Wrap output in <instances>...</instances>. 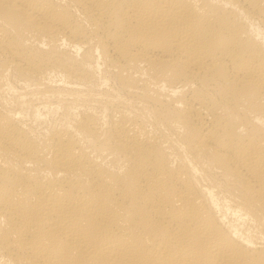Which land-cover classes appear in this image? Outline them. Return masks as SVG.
I'll return each instance as SVG.
<instances>
[{
	"label": "bare ground",
	"instance_id": "1",
	"mask_svg": "<svg viewBox=\"0 0 264 264\" xmlns=\"http://www.w3.org/2000/svg\"><path fill=\"white\" fill-rule=\"evenodd\" d=\"M0 264H264V0H0Z\"/></svg>",
	"mask_w": 264,
	"mask_h": 264
}]
</instances>
